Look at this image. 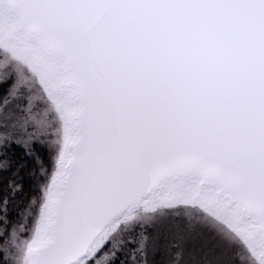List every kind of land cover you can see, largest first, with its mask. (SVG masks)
Instances as JSON below:
<instances>
[{"label": "snow or ice", "instance_id": "snow-or-ice-1", "mask_svg": "<svg viewBox=\"0 0 264 264\" xmlns=\"http://www.w3.org/2000/svg\"><path fill=\"white\" fill-rule=\"evenodd\" d=\"M0 264H264V0H0Z\"/></svg>", "mask_w": 264, "mask_h": 264}, {"label": "trees", "instance_id": "trees-1", "mask_svg": "<svg viewBox=\"0 0 264 264\" xmlns=\"http://www.w3.org/2000/svg\"><path fill=\"white\" fill-rule=\"evenodd\" d=\"M16 156H22L23 152L21 149H14L13 150ZM40 155L43 158L44 161V167L49 169L50 167V153L47 149H39ZM33 165L29 164V171L32 170ZM25 180L23 181L24 184V190L21 194L18 195L17 199L13 202V207L11 209V218L12 222H16L20 219V216L18 215L22 209H24L27 204L28 200L31 197H38L39 192V186L43 183V178L40 176L39 169L36 170V175L32 176L29 180L28 174L25 173Z\"/></svg>", "mask_w": 264, "mask_h": 264}, {"label": "rangeland", "instance_id": "rangeland-1", "mask_svg": "<svg viewBox=\"0 0 264 264\" xmlns=\"http://www.w3.org/2000/svg\"><path fill=\"white\" fill-rule=\"evenodd\" d=\"M51 155V154H50ZM49 172H51L52 171V163H51V159H50V167H49ZM34 212L35 211H37L38 210V206H34L33 207V209H32ZM29 224H31V221L29 220ZM164 243V241L163 240H161V244H163ZM192 243H194V242H192Z\"/></svg>", "mask_w": 264, "mask_h": 264}]
</instances>
